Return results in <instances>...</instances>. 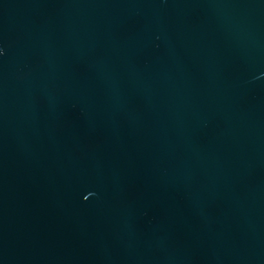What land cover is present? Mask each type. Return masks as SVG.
<instances>
[{
	"label": "water",
	"instance_id": "obj_1",
	"mask_svg": "<svg viewBox=\"0 0 264 264\" xmlns=\"http://www.w3.org/2000/svg\"><path fill=\"white\" fill-rule=\"evenodd\" d=\"M0 264H264V0H0Z\"/></svg>",
	"mask_w": 264,
	"mask_h": 264
}]
</instances>
